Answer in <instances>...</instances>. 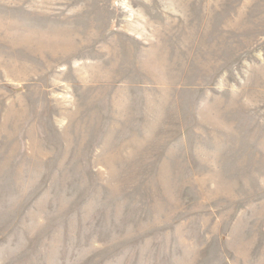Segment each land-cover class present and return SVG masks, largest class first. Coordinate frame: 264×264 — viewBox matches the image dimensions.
Wrapping results in <instances>:
<instances>
[{
    "label": "rangeland",
    "instance_id": "rangeland-1",
    "mask_svg": "<svg viewBox=\"0 0 264 264\" xmlns=\"http://www.w3.org/2000/svg\"><path fill=\"white\" fill-rule=\"evenodd\" d=\"M0 264H264V0H0Z\"/></svg>",
    "mask_w": 264,
    "mask_h": 264
},
{
    "label": "bare ground",
    "instance_id": "bare-ground-1",
    "mask_svg": "<svg viewBox=\"0 0 264 264\" xmlns=\"http://www.w3.org/2000/svg\"><path fill=\"white\" fill-rule=\"evenodd\" d=\"M27 34H28V33H27ZM25 36H26V35H25ZM23 38H24V37H23ZM23 38H22V39H23ZM41 39H42V38H41ZM46 41H47V40H46ZM37 42H39V41H37Z\"/></svg>",
    "mask_w": 264,
    "mask_h": 264
}]
</instances>
